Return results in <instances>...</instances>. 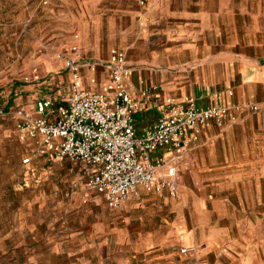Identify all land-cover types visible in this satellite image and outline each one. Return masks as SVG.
Listing matches in <instances>:
<instances>
[{
  "label": "crops",
  "instance_id": "0c3cea01",
  "mask_svg": "<svg viewBox=\"0 0 264 264\" xmlns=\"http://www.w3.org/2000/svg\"><path fill=\"white\" fill-rule=\"evenodd\" d=\"M58 5L51 0L40 15L52 20L50 31L41 34L52 37L57 55L75 47L94 52L103 36L105 58L115 48L131 47L137 66L127 58L132 72L126 84L140 104L138 133L167 116L169 99L195 97L200 106L237 108L234 120L203 129L177 162L180 196L171 203L179 217L168 240L170 249L198 247L194 256L205 264H264V0H62V10ZM144 44L146 58H135ZM39 60V91L21 86L27 106L20 97L8 100L7 110L33 111L37 100L69 91L63 59ZM88 61L94 59H82ZM107 82L106 70H83L86 90L99 91ZM7 124L0 125V139L11 135ZM156 154L171 163L172 152Z\"/></svg>",
  "mask_w": 264,
  "mask_h": 264
},
{
  "label": "rangeland",
  "instance_id": "374dc122",
  "mask_svg": "<svg viewBox=\"0 0 264 264\" xmlns=\"http://www.w3.org/2000/svg\"><path fill=\"white\" fill-rule=\"evenodd\" d=\"M58 1L62 10V0ZM50 5L51 0H0L2 107L20 97L22 106H27L21 86L39 91L37 84L23 80L35 67L43 72L42 56L63 62L68 58L82 62L86 56L95 62L110 59V55L103 56L105 36L94 52L75 47V51L54 53L52 37L41 34L52 28V20L40 16ZM141 48L143 53L135 58H146L145 44ZM120 49L136 67L131 47ZM12 119H0V125L8 122L6 131L11 134L0 139V264L204 263L194 256L198 247L186 254L181 249L188 247L170 249L169 233L179 217L171 202L179 199V188L176 197L168 192L139 193L120 208L111 209L103 197L87 187L88 166L70 160L48 163L28 141L19 139L16 120ZM28 157L31 164L24 165L22 161Z\"/></svg>",
  "mask_w": 264,
  "mask_h": 264
},
{
  "label": "built area",
  "instance_id": "2783aa9c",
  "mask_svg": "<svg viewBox=\"0 0 264 264\" xmlns=\"http://www.w3.org/2000/svg\"><path fill=\"white\" fill-rule=\"evenodd\" d=\"M65 69L71 77L67 93L37 100L33 111L23 107L7 110L0 106V119L13 116L19 139L32 140L38 156L48 163L70 160L90 167L92 174L87 187L101 195L111 209H118L131 196L138 195L139 188L149 194L168 192L176 197L177 162L186 148L198 142L202 130L211 124L223 126L235 119L237 108L233 106H200L195 97L183 102L169 99L167 116L138 133L135 115L140 104L126 84L132 69L127 65L125 52L114 49L108 61L81 62L68 58ZM84 69L92 73L106 70L107 84L99 91L86 90ZM41 80L35 68L23 82ZM89 82L97 84L95 77ZM148 92L144 90L142 95ZM249 109L258 111L259 108L250 106ZM162 150L172 152L170 164L164 155L156 154ZM31 160L28 157L22 163L29 165ZM163 167H167L164 173L160 171ZM191 251V248L181 249L183 254Z\"/></svg>",
  "mask_w": 264,
  "mask_h": 264
}]
</instances>
